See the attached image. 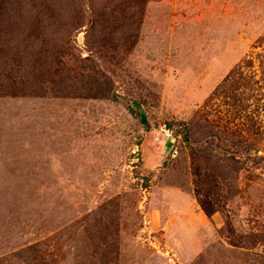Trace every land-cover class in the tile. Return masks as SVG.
I'll return each mask as SVG.
<instances>
[{
  "label": "rangeland",
  "instance_id": "rangeland-1",
  "mask_svg": "<svg viewBox=\"0 0 264 264\" xmlns=\"http://www.w3.org/2000/svg\"><path fill=\"white\" fill-rule=\"evenodd\" d=\"M6 3L0 264H264V0Z\"/></svg>",
  "mask_w": 264,
  "mask_h": 264
},
{
  "label": "trees",
  "instance_id": "trees-1",
  "mask_svg": "<svg viewBox=\"0 0 264 264\" xmlns=\"http://www.w3.org/2000/svg\"><path fill=\"white\" fill-rule=\"evenodd\" d=\"M6 1L7 0H0V95H27L35 91L24 88V83L26 82L23 81L22 74H24L27 64L30 63L32 73L37 71L35 73L36 78H42L48 71H43L40 68L41 64L38 63L42 61L43 57H45V60H48L46 56L56 61L61 52L49 48L46 44H43L39 51L33 50L32 45L40 40L42 28H37L34 22V27L32 28L24 24L28 23V19L26 17L24 18L22 10L20 8H9ZM46 8H48V6L44 9ZM42 14H44V12ZM16 19L22 20L24 23H21L28 27L26 34L30 39L21 41V39L12 35L14 34L12 20ZM36 45L39 46L40 44ZM25 62L28 63L25 65ZM1 76L4 77L1 78ZM131 111H134V109H131ZM139 114L141 116V121L149 126L146 112L141 110ZM202 206L206 211H209L207 205L202 203Z\"/></svg>",
  "mask_w": 264,
  "mask_h": 264
}]
</instances>
